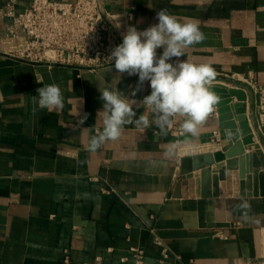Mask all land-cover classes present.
Here are the masks:
<instances>
[{
    "label": "crops",
    "instance_id": "crops-1",
    "mask_svg": "<svg viewBox=\"0 0 264 264\" xmlns=\"http://www.w3.org/2000/svg\"><path fill=\"white\" fill-rule=\"evenodd\" d=\"M25 7L26 0H16L17 11ZM102 9L117 45L130 26L158 23L161 10L197 21L206 39L179 59L210 64L213 83L242 90L253 133L256 98L246 81L264 84V0H104ZM8 24L0 16V264H59L65 254L68 264H136L131 249L141 251L139 264H244L264 256V197L246 187L240 196L237 170L226 171L217 197L210 182L204 190L199 178L180 175L181 157L226 143L214 110L196 136L161 134L154 123L143 129L133 121L119 139L90 153L89 138L103 129L99 88L118 89L137 116L154 121L140 103L149 83L133 95L138 76L114 67L89 72L24 60L16 54L22 37L4 35ZM49 84L62 89L60 111L38 106L36 90ZM182 122L175 117L174 128ZM174 144L176 154L166 157ZM242 200L249 210L238 207ZM154 239L166 249L163 260Z\"/></svg>",
    "mask_w": 264,
    "mask_h": 264
},
{
    "label": "clouds",
    "instance_id": "clouds-1",
    "mask_svg": "<svg viewBox=\"0 0 264 264\" xmlns=\"http://www.w3.org/2000/svg\"><path fill=\"white\" fill-rule=\"evenodd\" d=\"M155 23L144 30L130 26L123 35L122 43L110 54L114 69L129 76H138L136 90L149 83L151 92L140 103L150 108L154 121L147 115L137 116L133 103L121 91L100 87L99 99L102 110L97 112L103 129L98 135L89 138L87 150L96 152L107 141L120 138L124 126L135 121L138 127L147 129L154 123L161 134L174 124L175 117H184L182 129L186 134L196 136L199 127L213 111L219 97L211 88L216 79L214 67L207 63H195L187 58L186 49L202 43L206 37L195 20L180 21L166 10L157 12ZM162 49L158 55L157 50ZM114 62V63H113ZM40 109L60 111L64 108L62 89L56 84L37 88ZM88 114L84 113L79 123L84 125ZM177 145L169 146L166 157L176 154ZM238 207L249 210L250 204L242 200ZM248 219L247 211L243 217Z\"/></svg>",
    "mask_w": 264,
    "mask_h": 264
},
{
    "label": "built area",
    "instance_id": "built-area-1",
    "mask_svg": "<svg viewBox=\"0 0 264 264\" xmlns=\"http://www.w3.org/2000/svg\"><path fill=\"white\" fill-rule=\"evenodd\" d=\"M103 2L104 0H26V7L17 11L16 0H8L0 7V16L9 20L4 35L16 40L22 37L21 49L16 54L30 62L67 66L89 72L113 67L109 56L117 42L109 19L103 12ZM246 83L256 98L253 138L264 152V84L255 82L252 77ZM169 130L179 135L183 131L182 124L178 128L173 125ZM216 135L214 132L213 136ZM102 192L107 193L105 189ZM213 236L226 239L223 233H214ZM154 242L162 247L161 258L165 259L167 253L162 241L154 239ZM131 250L135 263L139 264L141 251ZM68 262V255L65 254L59 264ZM244 264H264V256L246 259Z\"/></svg>",
    "mask_w": 264,
    "mask_h": 264
},
{
    "label": "water",
    "instance_id": "water-1",
    "mask_svg": "<svg viewBox=\"0 0 264 264\" xmlns=\"http://www.w3.org/2000/svg\"><path fill=\"white\" fill-rule=\"evenodd\" d=\"M211 88L219 97L213 110L226 143L219 151L181 157L180 175L199 178V186L204 190L210 182V195L217 197L219 181L226 179V171L237 170L240 196H244L246 187L251 196L264 197V152L259 143L253 140V133L244 113L245 94L237 87L222 83H213ZM252 149V152L245 153V150ZM244 161L250 162L249 165L243 166Z\"/></svg>",
    "mask_w": 264,
    "mask_h": 264
},
{
    "label": "bare ground",
    "instance_id": "bare-ground-1",
    "mask_svg": "<svg viewBox=\"0 0 264 264\" xmlns=\"http://www.w3.org/2000/svg\"><path fill=\"white\" fill-rule=\"evenodd\" d=\"M255 141V140H254Z\"/></svg>",
    "mask_w": 264,
    "mask_h": 264
}]
</instances>
